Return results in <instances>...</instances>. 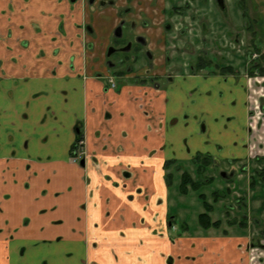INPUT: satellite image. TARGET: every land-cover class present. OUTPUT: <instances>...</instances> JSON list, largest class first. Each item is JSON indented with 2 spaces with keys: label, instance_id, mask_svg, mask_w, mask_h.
<instances>
[{
  "label": "crops",
  "instance_id": "1",
  "mask_svg": "<svg viewBox=\"0 0 264 264\" xmlns=\"http://www.w3.org/2000/svg\"><path fill=\"white\" fill-rule=\"evenodd\" d=\"M139 2L158 6L164 17V9L190 0H110L99 7L0 0V264H242L239 237L210 236L204 228L170 238L164 163L189 164L197 151L217 156L205 149L214 141L226 147L221 160L244 157L247 97L239 90L232 96L241 128L232 122L221 136L212 118L233 113L225 109L230 97L218 99L217 89L229 85L220 76L173 73L170 86L119 81L112 88L104 49L119 11L139 23L137 32L157 55L174 47L166 40L151 45L153 36L170 32L165 17L132 18ZM189 5L202 11L211 0ZM86 24L93 33H85ZM175 29L188 43L186 27ZM160 65L157 71L167 72ZM201 120L206 132H199ZM78 121L90 155L85 167L69 161Z\"/></svg>",
  "mask_w": 264,
  "mask_h": 264
},
{
  "label": "rangeland",
  "instance_id": "2",
  "mask_svg": "<svg viewBox=\"0 0 264 264\" xmlns=\"http://www.w3.org/2000/svg\"><path fill=\"white\" fill-rule=\"evenodd\" d=\"M94 2L99 7V0ZM85 3L87 1L83 0L84 6ZM141 3L139 2L132 11V18H140L147 13L157 20L162 19L163 16L160 15L158 6H146ZM189 4L191 0L182 2L175 8L169 6L162 12L166 18L165 22L171 24L172 28L168 31L170 34L163 38L153 36L155 39H152L151 45L159 47L164 45L165 40L167 45L174 44V47H168L165 53L162 51L157 56L156 52L151 51V58L143 46L134 43L130 50L117 52L110 56L113 62H116L120 55L124 56V63L119 68L123 71H126L127 67L131 68V72L127 74L132 77H114V81L116 83H119V80L142 81V77H147L144 72L145 66L147 67L153 57H155V63L158 64H161L166 57V63L163 64L166 65L164 68L167 69L166 73L168 75L177 73L182 77L189 72L191 65L195 66L201 58L206 62L201 66L205 65V70H209L207 64H213L212 60L207 58H213V55L224 58V60L218 58L223 61L221 64L231 57L237 69L243 67L242 73L246 75L248 94V126H253L249 133V155L247 159H244L245 163L234 164L238 166V170L227 179L221 178L219 172L224 170V167L229 169L228 163L222 161L218 165V160L222 158L220 154L226 147L217 141L209 142L205 147V149L210 148L220 153L216 154L215 168L210 167L205 172L200 173L199 171L196 174L195 166L192 164L171 165L169 172L187 170L190 176L193 179L198 178L197 181L200 183L192 187L187 185L186 192L181 193L179 190L180 177L178 174L173 175L169 185V211L174 220L171 223L173 229L169 228V234L172 239L176 235L196 234L198 230H204V227L200 225L198 215L206 212L211 221L219 220L218 226L208 227L211 229L208 230L207 235L239 237L241 240L237 250L240 252L239 257L243 259L242 264H264V173H261L264 171V0H223V8L217 5L216 0H211V7L202 11L190 8ZM128 20L130 19L126 18V22ZM126 22L121 36L117 39L111 32L112 43L116 41V45H123L133 39L139 23L132 19L130 22L135 23L132 28ZM179 26L186 27L183 33H189L187 39L191 43L188 42V44L184 38H181L178 29H175ZM85 33L88 32L85 31ZM100 33L102 34L96 33L98 42L99 39L103 41L107 34L105 30ZM137 35L145 38L140 33ZM146 41L149 40L146 39ZM148 67L153 68L151 65ZM160 81L163 82V79ZM217 145L223 146L219 148ZM201 162L202 159H199V164ZM209 177L212 180L210 182L206 181ZM216 241L222 242V240ZM229 242L232 240H226V245Z\"/></svg>",
  "mask_w": 264,
  "mask_h": 264
},
{
  "label": "flooded vegetation",
  "instance_id": "3",
  "mask_svg": "<svg viewBox=\"0 0 264 264\" xmlns=\"http://www.w3.org/2000/svg\"><path fill=\"white\" fill-rule=\"evenodd\" d=\"M109 1L110 0H108V1L107 0H99V4L100 5L106 4ZM87 2H89V1L87 0ZM216 2H217V0H216ZM217 5H218V3H217ZM223 7H220V8H223ZM119 18L120 19H119L118 23L113 28L114 30H112L115 39H117V37L121 36V35H119V36L115 35V31H116L117 27L119 25L121 26V34H122V29H123V26L126 22L127 17H125L124 12L119 11ZM131 20L132 19L128 20L126 23L130 24L131 27L132 26L134 27L135 23L130 22ZM134 21H136V20H134ZM165 23H166V25H165L166 31L171 30L172 25L169 24L168 22H165ZM137 28H138V26L136 27V34L133 36V39L130 40L129 42L127 41L123 45H116V43H115L116 41L114 43H112V40L110 38L111 41L109 40L108 44L105 46L104 59H105V65H106V68L108 71V73L105 75V78L112 88L117 86V83L114 81V77L121 78L120 76H126V77H132V76L127 74V73L131 72L130 67H127L126 71H123L119 68V66H121V64L124 63V56L120 55L117 58L116 62L111 61L110 56L114 55L117 52H126V51L130 50L133 47V44L135 43V44H140L141 46H143L146 49V52L150 55L149 57L152 58V53H151L152 50L148 47V42L146 41V38H143L142 36L137 35L138 34ZM84 31L92 32L93 29H92L90 24H86V25H84ZM234 41H236V39ZM94 48H96V46ZM109 48H112L113 52L108 55L107 53H108ZM154 58L155 57H153V59L149 62L147 67L145 66V69H144V67L142 68V69H144V72L146 73L147 77H142V81H136L135 80L136 78H134V80L136 82H141V83L149 82L150 84L152 83L153 85H155V86L158 85L159 87L169 84L171 82L170 80L173 77V73H172V75H168L166 72L160 73L159 71H157V69H160L161 65L158 63H155ZM218 58L219 57L214 56V55H213V58H207L209 60H212V64H213V65H210V63L207 64V66H209V68H210L209 70H205V65L201 66L202 64L206 63L205 60L203 58H201L202 60L199 59L195 66L191 65V68L186 75H188V74L200 75L204 79H213L215 77L220 76L221 77L220 83L225 82V81H226V83H229V85L226 87V90L217 89V96L219 97L218 99L222 104H224V102L222 101L224 96L230 97L228 103L225 102V109H229L233 114L232 115H226V116L221 114V117L215 116L212 118V121L219 125L218 127H219L220 132H218L217 134L222 136V135H224L223 131L227 130L229 128V124L232 122H234L233 128L237 132L241 128L240 117L238 114L239 110H238L237 99H235L232 96H234L235 92L238 90L247 98H248V94H247V84H246V80H245L246 75H244L242 73L243 67H242V69H237L235 67V65L233 64L231 57L228 58V61L225 62L224 64H221V63H223V61H221V60H224V58L220 57L219 59H221V60H219ZM245 59H246V57L244 58V61H245ZM165 60H167L166 57H165L164 61H161V63H163V64L166 63ZM209 60H207V61H209ZM149 65H151L153 68H151V67L149 68L148 67ZM213 66H215V68H212ZM116 68H118V70L115 71ZM110 72H111V74H110ZM229 78H231L232 81L228 82ZM160 79H163V82H161ZM242 80H243V82H242ZM244 80H245V82H244ZM213 81L214 80H211L210 82H213ZM197 89H199V86H196L194 91H197ZM214 89H215V86L212 85V87H210L208 90H206V95L211 96L212 93L214 92ZM192 101L194 103L195 100L193 99ZM244 104H245V108L247 110V122H246L245 127H244V132L247 135V137L250 138L249 133H251V129H253V126H250L251 128L248 126V124H249L248 123L249 110H248V105H247L246 100L244 101ZM200 113L201 112L194 113L193 118L198 119V115ZM186 115H188V114H185V117H186ZM187 117H188V119L186 120V122L187 121L189 122V116H187ZM206 129H207L206 121L201 120L199 123V130H200L199 132H206ZM232 129H230V130H232ZM74 130H75L76 136H75L73 143L70 146L69 161L72 163H75L81 167H85L88 159L90 158V155H88L86 150H85V137H84V132L82 129V123L80 121H78L75 124ZM184 141L186 144L187 140H184ZM235 144L236 143L234 141V145ZM248 146H249V141L242 144V147L246 150V155L244 157L237 156V157H233V158H226L225 161H223L221 159L218 160V165L223 161V162L228 163L227 166L230 167L229 169H226V167H224L223 168L224 170L219 172V175L221 176V178H223V179L224 178H226V179L231 178L236 173V170H238V168H237L238 166H235L234 164L238 165V163H245L244 161H246V160H244V159H247V155H248L247 153L249 150ZM199 159H202L201 164H199ZM179 161L180 160H178V159H167L164 163V169L166 171L165 172V180L167 181L168 185H170V181H171L173 175L178 174L180 177V179H179V181H180L179 186H180L181 176H182L183 172L188 173L187 170H182V171L179 170L180 172L174 171L173 173L168 171L169 168L171 167V165H175V166H177V165L184 166L185 165V164L178 163ZM187 161L189 164H192L195 166V171H196L195 173L196 174L199 173V171H200V173L205 172L210 167L215 168V165H217V164H215L216 156L213 155L210 151H206V152L197 151L193 155V157ZM244 168L245 167H243V169ZM188 174L190 176V173H188ZM190 178L193 179L191 176H190ZM197 179H193L192 181L196 182ZM206 181L210 182L212 180L209 177V178H206ZM181 193H183V192H181ZM171 217H172V214L169 213L167 222L170 225V227H171V223H172V221H170Z\"/></svg>",
  "mask_w": 264,
  "mask_h": 264
},
{
  "label": "trees",
  "instance_id": "4",
  "mask_svg": "<svg viewBox=\"0 0 264 264\" xmlns=\"http://www.w3.org/2000/svg\"><path fill=\"white\" fill-rule=\"evenodd\" d=\"M261 173H264V171ZM187 185H190L191 187L197 186V185H199V182L198 181H196V182L192 181L189 174L187 172H183V174L181 176V183L179 186L180 191L185 193L187 190ZM214 194L216 197L217 196L216 192ZM199 195L203 196V194H199ZM216 199H217V197H216ZM198 219H199L200 225L203 226L204 228H208L209 226H215L216 227L219 225V222H218L219 220L211 221L210 216L206 212L200 213L198 215Z\"/></svg>",
  "mask_w": 264,
  "mask_h": 264
},
{
  "label": "water",
  "instance_id": "5",
  "mask_svg": "<svg viewBox=\"0 0 264 264\" xmlns=\"http://www.w3.org/2000/svg\"><path fill=\"white\" fill-rule=\"evenodd\" d=\"M89 1V3H92V2H94V0H88ZM217 3H218V5L220 6V7H223V0H217ZM115 35H121V26L119 25L118 27H117V29H116V31H115ZM127 49V48H126ZM113 52V49L112 48H109V50H108V55L110 54V53H112ZM224 174V173H223ZM222 174V175H223ZM227 177V176H226Z\"/></svg>",
  "mask_w": 264,
  "mask_h": 264
}]
</instances>
